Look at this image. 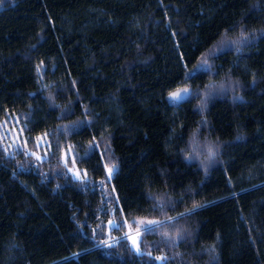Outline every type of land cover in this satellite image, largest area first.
Wrapping results in <instances>:
<instances>
[{
    "label": "trees",
    "instance_id": "trees-1",
    "mask_svg": "<svg viewBox=\"0 0 264 264\" xmlns=\"http://www.w3.org/2000/svg\"><path fill=\"white\" fill-rule=\"evenodd\" d=\"M226 73L243 99L202 117ZM202 119L207 173L181 151ZM0 264H264V0H3Z\"/></svg>",
    "mask_w": 264,
    "mask_h": 264
},
{
    "label": "clouds",
    "instance_id": "clouds-1",
    "mask_svg": "<svg viewBox=\"0 0 264 264\" xmlns=\"http://www.w3.org/2000/svg\"><path fill=\"white\" fill-rule=\"evenodd\" d=\"M225 80L228 81L229 86H226ZM206 84L211 87V91L202 89L200 98L195 104V109L200 112L202 117L210 106L209 101L212 98L213 90L219 93L227 92L230 99H243V82L233 77L231 73H226L219 79L209 77ZM188 88L192 90L190 87ZM207 125L208 121L202 119L201 123L190 131L181 150L186 160L194 159L205 173L220 161L223 149V143L219 138L214 137L210 132L201 133V127H207ZM174 235L178 237L180 234L176 233Z\"/></svg>",
    "mask_w": 264,
    "mask_h": 264
},
{
    "label": "snow or ice",
    "instance_id": "snow-or-ice-1",
    "mask_svg": "<svg viewBox=\"0 0 264 264\" xmlns=\"http://www.w3.org/2000/svg\"><path fill=\"white\" fill-rule=\"evenodd\" d=\"M0 3H3V0H0ZM248 39H249V37H246L243 32L241 33V38L236 39V40H230V38L227 35H225L222 38L221 42H220V48H221V50H223L224 48H227V47H230L232 45H235L236 50L239 51L240 50L241 40H245L246 41ZM212 54H214V53H209V55H212ZM200 64L207 66L209 64L208 57H205L200 62ZM200 64H198L197 67H199ZM204 89L208 90L209 92L211 91V87L209 85H207V84L204 85ZM189 92H190L189 88L185 86V87H182V88H177L174 91H170L168 95H169V98L172 101H179L182 98V96L189 94ZM38 159H39V157H38ZM69 171H71V169H69ZM113 171H114L113 168H109L108 169L109 178H111V175L113 174ZM78 177H79V173H77L72 178L73 179H77ZM160 206L162 207L163 205L161 204ZM197 207H198V205H195V204L193 205V209H195ZM181 215H184V214H181ZM167 219L169 221H173V220H176L177 218L176 217H168ZM109 223L111 224L112 222L110 221ZM139 223H141V224H145L146 223L147 225H158V224H162L163 221H161V220H148V221H140ZM113 227H115V225H113ZM129 238L133 240V244L136 243L135 236H130ZM137 251H138V249H137ZM156 259L163 261L165 258L164 257H157Z\"/></svg>",
    "mask_w": 264,
    "mask_h": 264
},
{
    "label": "rangeland",
    "instance_id": "rangeland-1",
    "mask_svg": "<svg viewBox=\"0 0 264 264\" xmlns=\"http://www.w3.org/2000/svg\"><path fill=\"white\" fill-rule=\"evenodd\" d=\"M187 95H184V96H182V98L179 100V101H181L182 99H184L185 97H186ZM167 100H168V102L169 103H171V104H176V103H178L179 101H172L170 98H169V95L167 96ZM31 148H32V146H31ZM38 151H36V150H33V149H27V154H29L30 156H34V158H36V159H38V157H39V159L41 158L39 155H37L38 153H37ZM76 175V173H73V176H75ZM78 179V178H77ZM116 223L114 222V221H112V223L110 224V223H108V225H110V228L111 227H113V225H115ZM146 229H148V228H146ZM136 233H137V231L136 232H134L133 231V233H130V234H128L127 236H125V237H123L124 239H129L130 241H129V244H130V246H131V248L136 252V253H139V248H138V239H136V243L135 244H133V240L132 239H130L129 237L130 236H136ZM108 242H110L111 243V241H108ZM109 244V243H108ZM137 249H138V251H137Z\"/></svg>",
    "mask_w": 264,
    "mask_h": 264
}]
</instances>
